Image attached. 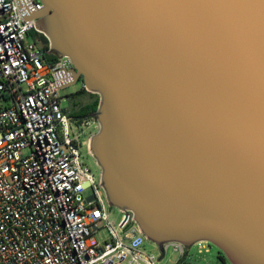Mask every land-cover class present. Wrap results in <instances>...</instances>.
I'll use <instances>...</instances> for the list:
<instances>
[{"label": "water", "instance_id": "obj_1", "mask_svg": "<svg viewBox=\"0 0 264 264\" xmlns=\"http://www.w3.org/2000/svg\"><path fill=\"white\" fill-rule=\"evenodd\" d=\"M40 1L17 4L72 64L58 90L100 98L109 204L161 251L205 241L264 264V0Z\"/></svg>", "mask_w": 264, "mask_h": 264}, {"label": "built area", "instance_id": "obj_2", "mask_svg": "<svg viewBox=\"0 0 264 264\" xmlns=\"http://www.w3.org/2000/svg\"><path fill=\"white\" fill-rule=\"evenodd\" d=\"M42 35L17 0H0V264H162L169 251L182 264L191 249L208 252L205 241L166 243L161 251L133 213L112 209L101 172L81 161L83 147L91 155L92 136L81 141L80 132L99 124L63 108L56 72L72 64L49 61Z\"/></svg>", "mask_w": 264, "mask_h": 264}, {"label": "rangeland", "instance_id": "obj_3", "mask_svg": "<svg viewBox=\"0 0 264 264\" xmlns=\"http://www.w3.org/2000/svg\"><path fill=\"white\" fill-rule=\"evenodd\" d=\"M39 37H40V39H42L41 36H39ZM81 92H82L81 81L77 82L76 84H74L72 86L66 87L65 89L59 91L60 96L63 98L62 106H63V108L66 109V111L69 114L74 113L76 111V109L79 108V107L78 108H74L73 107V103L70 101L71 96H73V95H75L77 93H81ZM84 95H86V93ZM95 98L96 97H94L93 99L96 100ZM77 100H81V98H79ZM75 126H76V124H75ZM80 133H81V136H80L81 137V141L85 140L88 137V134H86L85 132L84 133L80 132ZM81 161H82V163L84 165H86L90 169H92L97 175L100 173L99 172L100 171L99 167L96 164V160L94 159V157L92 155H90L88 153V151H87V149L85 147H83L81 149ZM112 209L117 211V208H115V207H112ZM119 215L120 214H118V212H115V216L114 217L118 220L119 219ZM106 236H107V233L104 230H100L97 233V239L99 241H103V239H105ZM147 247H148L149 250H151L153 252H156V250L154 249V247L152 246L151 243H148ZM208 248H209V251L208 252H204L201 255L197 254L196 251L191 249L188 259L186 260V262H184L182 264H230V262L226 259L224 254L221 251H219L218 248H216L215 246H213L211 244H209ZM162 264H175V256L173 254H171V252L169 251L166 254V256L163 258Z\"/></svg>", "mask_w": 264, "mask_h": 264}, {"label": "trees", "instance_id": "obj_4", "mask_svg": "<svg viewBox=\"0 0 264 264\" xmlns=\"http://www.w3.org/2000/svg\"><path fill=\"white\" fill-rule=\"evenodd\" d=\"M42 37V39H43V43H44V45H45V47H46V49H48V40H47V38L44 36V35H42L41 36ZM47 59L49 60V61H52V62H54V61H57L58 60V58L55 56V55H53V54H51V55H49V56H47ZM85 93H87L86 91H84V90H82V92L81 93H77V94H75V96H77L78 98H81ZM95 101L91 104V105H89V106H85V107H81V105H76V107H81V109H78V110H76L75 112H77L76 114V116H72L71 115V117H73V118H77V117H79L80 118V116L81 117H89V115H91L92 113H94V112H96V110H97V108H98V106H99V102H100V100H99V97L97 96V95H95ZM85 112V113H84Z\"/></svg>", "mask_w": 264, "mask_h": 264}, {"label": "crops", "instance_id": "obj_5", "mask_svg": "<svg viewBox=\"0 0 264 264\" xmlns=\"http://www.w3.org/2000/svg\"><path fill=\"white\" fill-rule=\"evenodd\" d=\"M95 94H92V93H86V95H83V97L81 98V100H77V102H80L81 103V107H85V106H89V105H91L95 100L93 99L95 96H94ZM84 102V103H83ZM73 103L75 104L76 103V101H73ZM77 105V104H76ZM79 105V104H78ZM81 107H76V108H78V109H81ZM78 109H76V110H78ZM77 112H74V113H72L71 115L72 116H76L77 114H76ZM91 115H89V117H81L80 116V118L79 117H77V119L79 120V121H87V120H91V121H93V119L90 117ZM76 118V117H75ZM86 132V134H88V135H91V136H93V135H95L97 132H98V127L96 126V125H93V126H91V128H89V130H85Z\"/></svg>", "mask_w": 264, "mask_h": 264}, {"label": "flooded vegetation", "instance_id": "obj_6", "mask_svg": "<svg viewBox=\"0 0 264 264\" xmlns=\"http://www.w3.org/2000/svg\"><path fill=\"white\" fill-rule=\"evenodd\" d=\"M83 97V96H82ZM81 97V98H82ZM77 99H79L77 96H75V95H73V96H71V98H70V101L73 103V101H76V103L74 104L73 103V107L74 108H76V104H79V105H81V103L80 102H77ZM79 101V100H78Z\"/></svg>", "mask_w": 264, "mask_h": 264}]
</instances>
